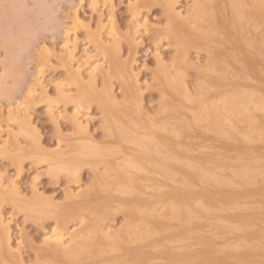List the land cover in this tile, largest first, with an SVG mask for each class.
Returning <instances> with one entry per match:
<instances>
[{"label":"rangeland","instance_id":"rangeland-1","mask_svg":"<svg viewBox=\"0 0 264 264\" xmlns=\"http://www.w3.org/2000/svg\"><path fill=\"white\" fill-rule=\"evenodd\" d=\"M234 1L230 0L229 2L225 0L222 3L221 2L217 3L218 4L217 6L219 7L213 8L214 11L212 8H208L209 10L207 9L205 11L206 13L198 14L192 12V0H147V3L139 8L136 7L137 0H0V237L3 235L2 234L3 231L6 234L8 232V235L6 236L8 238L6 247H7V254L9 253L10 255L9 254L8 255L10 257H12L14 260H16L21 264L22 263L33 264L36 263L35 262L36 260L34 258L35 253L39 252L40 247L49 240H61L63 242V246H67L70 244V242H73L74 239L79 240L82 238L98 235L97 236L98 238L99 236L101 237L99 238V240L106 239V241H109L110 239L116 243L120 242L119 244L122 246L124 243V247H125L127 245V242H129L128 241L130 239L129 236H131L134 239L135 236H138L139 234L146 232L147 228L145 226V222H143L145 220L144 218L146 214L145 215L143 214V216L140 217L141 213L138 212L137 214L134 215L136 217L135 218L134 216L131 217L129 215H125L124 209L126 206H130L131 205L130 202L133 201H134L133 204L140 203L142 199L143 200L141 203H145V202L147 203V201L148 202L151 201V198L154 194L152 193L153 191L151 190L152 188L149 191V189H144L141 188V186H139V188L141 189L128 191L132 193H127L124 191L121 192V194H119V192H115L113 189H110V191H108V189L112 188L113 185L107 183L109 187L102 185V189H101L100 188L101 185H98L99 183L97 181V177L99 176V173L101 175L102 173H104L103 169L105 168L103 167L104 164L99 162L97 156L87 157L89 163L87 162L84 165H82L78 175H74L73 173L71 174V172L67 170L68 168L66 169L64 167V169H66L65 171L64 169H62L63 168L62 166L61 167L54 166L50 159V156H54V155L62 156L70 151V147L75 143V137H76L75 134L76 129L74 127L75 124L83 128L84 135L89 139H93V141L95 142L102 141L101 112L95 102H90V105H88L83 101L77 100L78 93L80 95L81 92L80 89L78 88L79 85H83L90 88L96 93L109 94L115 97L117 101H122L124 98V87H123L122 79H120L118 75L112 74V71L114 69L116 70V68L118 67L121 69H127L130 72V74L132 73L130 76L131 81L133 83L132 86L135 89V92L137 91L136 96L139 95L136 97L137 105L138 106L140 105L139 106L141 108L140 111L143 114L145 113L147 115L146 116L144 114L145 117H151V118L153 117V119L157 122L158 125L162 123L160 125L161 126L160 128L163 129L162 131L166 135L171 134V130L173 129L172 127L173 124H175V126L178 125V129L179 127L181 128L179 129L181 131L178 134L179 137H177V141L179 142L180 148L184 150L185 149L188 150L189 154L191 152L190 156H192L191 157L192 160L193 158L196 161L199 160V162L193 160L194 172H192V174L197 172L196 174L193 175V179H195L196 181L193 179H192L193 181H190V185L192 183L193 184L196 183L197 181L198 182L196 183V187L197 185H199L197 188L195 187V185L194 186L193 184L191 185L192 190L196 193V197L195 200H193V202H195L197 206H195V204L193 203L194 207L198 209L202 208V210L203 209L205 210L206 208L205 211L209 209L208 210L209 212L207 211L208 216L206 220L212 219L210 220L212 221V223L209 222V220L206 223H204V221L206 220H203L200 217H197L200 218L197 219L195 218L196 217L195 216L194 217L195 229L193 232V236L195 235V238H192V240L194 239V241L191 240L194 243H190L191 241L189 240V238H185V237L181 238V241L185 243V247H184L185 250L181 252L177 249H173L172 247H170L172 248L171 251V249L168 246V248H165L162 252H160L157 255L158 258L159 257L160 259L163 257L166 258L167 255H170L172 252L175 254H177L178 252L179 255L178 254L177 255L179 257L180 256L182 257L183 256L182 254L188 251L187 255H189L190 253V257H186L185 259L186 261H191L190 264H198V263L212 264L213 262L214 264H217L219 262L220 264H229V263L230 264H264V231L261 232V230L264 228V216H263L264 206H262L264 205V200H263L264 176L262 175L264 174V167L261 166L264 165L263 162L264 159L262 160L261 158L264 157V151H263L264 150V146H263L264 145V110H263L264 108L262 110L261 107H258L259 108V109L257 108L258 110L255 108V105L257 107L259 106L260 103L261 104L263 103L264 105V101H263L264 60L262 61L263 58L261 56L263 55L264 57V54H262V52L264 53L263 51L264 48L262 47V45L264 44L263 41L264 40V10H263L264 0H249L250 2H248L247 0H237L236 2ZM242 1L244 2V6L243 4H240L243 3ZM233 2L234 4H232ZM260 2L262 3V5L260 4ZM166 4L170 5L173 8L174 13H177L180 15L181 18H185L188 20L189 27L193 29L192 33H188V32L186 33L178 32L177 34L173 33L174 32L173 27L175 28V25H173L174 23H168L167 14L164 11V5ZM246 4L247 6H245ZM251 4L253 5V7ZM234 5L235 7L236 5L238 7L235 8L233 7ZM218 8L219 9L224 8L222 10L224 12H219ZM231 8H233V10ZM252 8L255 10V12H253L254 10H252ZM236 9L239 10L238 13ZM209 11L211 12V14ZM234 11L235 13H233ZM226 13H228V15ZM236 13L239 15L237 16ZM199 15L203 17L200 18ZM196 18L202 20H204L205 18L204 20L205 22H202L201 27L195 26L193 20ZM221 18L224 20H222ZM217 20L221 22H218ZM211 21H213V24H211ZM216 21L219 24H221L220 25L221 27L219 26V24H215L217 23ZM225 21H226V26H225ZM223 26H225L224 29L226 31H224V29L222 28ZM209 28L213 30H210ZM215 28H217L218 34L216 33ZM196 30L197 32H195ZM246 30L249 31L247 32ZM251 30L254 32V34ZM200 32L202 35H200ZM255 32L257 35L255 34ZM232 34H234L237 39L234 38ZM218 35L220 37H216ZM239 36L241 39H239ZM192 37L193 38L196 37L195 40ZM207 37L209 39H207ZM232 38L234 39L232 40ZM251 38L254 40H252ZM178 39H180V41ZM202 40L205 41L203 42ZM258 40H260V42L262 43L259 44ZM233 41L235 42L231 44V42ZM240 41L242 43L239 45ZM245 41L249 46H247ZM183 42H185V44L187 45H184ZM211 42L213 43L212 45L210 44ZM235 43L236 46H234ZM215 44L217 45V47ZM242 44L244 45V48H242L243 47ZM201 46H203V48ZM256 46H259L260 48ZM208 47L210 48V50L209 49L207 50ZM229 47H232L233 49L232 48L229 49ZM248 47L249 49H247ZM250 47L252 48V50L254 49L255 51L254 50L252 51ZM260 50L261 52H259ZM213 52L214 53L216 52L214 57L215 58L217 57L219 60H221V62L219 61L218 63L219 65H216L215 67H213L209 63L207 64V61L210 62L209 58H212ZM247 53L249 57H247L248 56ZM238 54L240 56H238ZM227 58H229V61L227 60ZM232 59L236 64H234ZM240 59L243 61H241ZM247 59L248 61H250V63L247 61ZM244 61L245 64L247 62L248 63L245 65ZM261 61L262 63H260ZM222 64H225L228 67V74L231 76V78H229L230 76L227 77V80L230 81L227 82L224 81L225 83L219 81L220 79L218 78V75H216L219 74V68L222 67ZM206 65H208L210 68L212 67V69L211 70L208 69L209 67ZM244 66L247 68H245ZM261 66L263 67L261 68ZM243 67L245 68L244 71L242 70L244 69ZM251 68L254 70H251ZM246 71H248L249 74ZM164 73H166V75H168L170 79L173 80V83L171 82V84L166 82L167 84H169L168 86L167 84L164 83L162 84V82H165V80H163ZM243 74L246 77H244ZM255 74L257 75V77L255 76ZM259 75L260 77L262 76L263 77L259 78L258 77ZM216 77L218 79H216ZM161 78L162 81L160 80ZM241 78H243L242 82H241ZM234 80L236 81L239 80V81L236 82ZM251 80L255 83H253ZM236 83L238 84L236 85ZM174 86L176 87V90H173ZM208 86H210L211 88ZM235 86H238L237 87L238 89L242 88V90L235 89L236 88ZM204 87L210 89L207 90ZM250 87L251 89L254 88L255 91L254 90L251 91ZM225 88L226 90H228L226 93H224ZM245 88L248 90L246 91ZM213 90L217 92H214ZM229 90L233 91V93L230 92ZM179 91L182 94L179 93ZM204 91H206L207 93ZM229 92L231 93V95H228L230 94ZM236 92L238 93L241 92L243 94H241L240 96V94ZM254 92L255 94H257V96H255ZM203 93L205 94L203 95ZM61 94H63L65 99L61 97L62 96ZM216 94H221L222 96L218 95L219 98H216ZM225 95H227L228 97L233 96L234 98L230 97L232 98L230 100V98L226 97ZM175 97L177 99L179 98L181 103L179 102V100L177 101ZM201 97H202L201 100L203 102L200 100ZM251 97L255 99L253 100ZM245 98L247 99V103L244 100ZM260 98H262L263 102L261 101ZM240 99L243 100L245 103ZM248 99L250 100V102ZM211 100L213 101V103ZM185 101L187 102L185 103ZM219 101L222 103V105H220L221 103L218 104ZM226 101H227L226 104L229 105V106L227 105L228 106L227 108L225 107L226 104H224ZM239 102L244 104H240ZM253 102L254 105L252 104ZM255 102H257L258 104ZM183 104L185 107L183 106ZM239 104L242 105V107H246L247 104H249L250 105L248 107L249 110H247V107L241 108ZM163 105H165V108ZM207 105H209L210 107H208ZM221 106L222 108L217 109V107H221ZM166 107H169V110ZM229 107L231 109H229ZM238 107L240 108V110L235 109ZM204 108L207 109L204 110ZM234 109L237 111H235ZM212 110L214 113L212 112ZM218 110L222 114V116L220 115L218 116L219 121L215 119L217 117L216 114L217 115L218 113L220 114ZM260 110L263 111V113H261ZM187 111L190 114H188ZM216 111L217 113L215 114ZM254 111L257 114L254 113ZM185 112H187V114ZM160 113H164V114L160 115ZM259 113L261 114L260 116ZM194 115L195 118H192L194 117ZM213 115L216 116L214 119H212L214 117ZM202 116L205 119H203ZM190 117L194 119V121ZM259 118L261 120H259ZM169 120L170 123H168ZM212 120L213 121L215 120L218 123L215 122L216 124H213L214 122ZM223 120L225 125L224 123H222ZM187 121L189 125L186 123ZM219 122L220 124L221 123L223 124L222 126L223 130L226 128V134L229 133L228 135L225 134L224 132L225 130L223 131L221 129L220 132L221 125L217 126ZM194 124H196V126ZM167 128L170 129L167 130ZM198 128L202 130H199ZM217 131L219 133H222L223 131V133L221 134L222 136L219 135ZM204 132L206 133V135L204 134ZM231 132H233L234 135ZM33 137L34 138L36 137L38 139L37 140L35 138L38 143L37 148L36 147L31 148L29 146L30 142H32ZM207 137L210 140H208ZM228 138H229V143H228ZM248 139L250 141H248ZM245 140H247L248 144L246 143ZM207 141L210 144L206 143ZM183 142H185L186 144ZM231 142L232 144H230ZM240 142L243 145H241ZM235 145H237L236 148L234 147ZM241 146L244 147V149ZM197 147L198 149H200V151L199 150L195 151ZM253 147H255L254 150ZM233 148H235V150H239V149L240 150L235 153L233 152L234 151ZM37 149L40 151H37ZM211 149H213L214 151ZM246 149L247 150L251 149V150L247 151ZM205 150L207 152H205ZM245 150L246 152H244ZM252 150L254 151L255 154L251 152ZM59 151L60 153H57ZM201 151L203 154L201 153ZM218 152L220 154H218ZM229 152L231 154H228ZM52 153L54 155H52ZM207 153L208 154L210 153L209 156ZM225 153H227V155ZM33 154H34V158H33ZM204 154L206 155L203 160ZM245 154H248V156H246ZM222 155L225 157V161L226 160L229 161L228 163L224 161L223 159L224 157L220 158ZM231 155H235V156H233L232 158ZM237 155L238 156L240 155L239 158ZM242 156L243 158L245 157L246 159L240 158ZM214 157L215 158L217 157L216 158L217 160ZM247 158L252 160H247ZM253 158H255V161L253 160ZM90 159L92 160V164ZM206 159L209 161H207ZM205 160L206 162H204ZM214 160L217 161V163ZM48 161L51 162L48 164ZM219 161H224L226 164H224V162L221 163ZM95 162H97L96 164L98 166L94 165ZM249 163L252 164L253 166L252 165L250 166ZM89 164H91L92 166L91 165L89 166ZM206 164L207 167L205 166ZM208 164L211 169H209ZM246 165L249 166V169L247 168L248 166ZM238 166H240L241 168L243 167L246 168L245 169L246 171L243 170L244 168L238 169L240 168ZM50 167H52V169H50ZM96 167L97 169H95ZM203 167L206 170H204ZM58 168H60L62 171L59 170ZM213 168H217V170H221V171L217 172L216 169ZM226 168L227 169L230 168V170L229 169L227 170ZM257 168L260 170H258ZM196 169H198L199 172L195 171ZM64 171L67 172L68 175ZM230 171L232 174L230 173ZM236 171H238L239 173H236ZM250 171H252L253 174H251L252 172ZM201 172H203L202 175ZM234 172L236 174H234ZM246 172H248L247 173L248 177L247 175H245ZM204 173L205 174L207 173L206 175H209V177L206 176ZM225 173L227 174V176ZM92 175L93 176L95 175V177H93ZM196 175L198 176V178ZM211 175L214 176L211 177L212 180L216 178L215 181H212L210 179ZM236 175L238 176L236 177ZM244 175L246 177H244ZM260 177L262 178V180H260L261 179ZM241 178L245 180V182L241 181L242 180ZM197 179H199L200 181ZM206 179L207 180L209 179L208 181L210 180L211 181L208 182ZM94 180H96L97 182L96 185L95 183L93 185L91 184V182L93 183ZM219 180L220 182H218ZM222 180H224L223 184H221ZM236 181L239 182V186H238V182ZM199 182H201V185L199 184ZM229 182L231 183L230 185H228ZM259 182L261 183L259 184ZM217 183L219 184V186ZM247 183H250L251 185L250 184L248 185ZM220 184L221 186L224 187H221ZM225 184H227L230 187L226 186ZM232 184H234L233 186L235 188L232 186ZM231 187L232 189L229 190V188ZM87 188L89 189L92 188V189L89 190L90 191L89 192ZM103 188L106 191H104ZM212 190L214 191L211 194ZM224 190H228V191H224ZM82 191H84L85 194ZM144 191L145 193L150 192L149 194H152V196L151 195L149 196V194L145 195ZM215 191L216 193H214ZM218 191L220 194L219 193L217 194ZM231 191L233 192L230 193ZM79 192H82L80 193L81 195L79 194ZM243 192H245L246 196H244L245 194ZM262 192L263 194L261 195ZM96 193H99L97 194L99 196V199L96 197L97 196L95 195ZM114 193H118L117 194L118 196H116V194ZM88 194L91 196H88ZM239 194L240 196H238ZM253 194L255 197L252 196ZM74 195L76 196L74 197ZM242 195L244 197H242ZM257 195H259V197ZM85 196H87L86 197L87 199L85 198ZM223 196L228 197L229 199ZM260 196L262 197L260 198ZM199 197H201V199ZM246 197H248V199H246ZM251 197L252 198L254 197L253 200ZM107 198L112 199L113 202L108 200ZM147 198L149 200H147ZM218 198L224 200H218ZM255 198L257 199L259 198V200ZM90 199H92L93 201ZM103 199H107L108 202L107 200H103ZM132 199L134 200L132 201ZM162 199H164V197ZM225 199L227 200V202ZM79 200L81 201L78 202ZM117 200L118 202H116ZM198 200H202L199 201L201 204L197 203ZM74 201L78 203L75 204ZM126 201L130 204H128ZM207 201L210 202L212 206H209L210 203H208ZM224 201L226 204H224ZM242 201L244 203L248 202L247 206H249L248 207L249 210L247 209L246 206L247 203L242 204L241 203ZM236 202L242 204L241 206L246 207L248 211L245 208L240 207V205H238V203ZM254 202L256 203L258 202L259 204L258 203L254 204ZM102 203L103 205L101 206ZM115 203L116 205H114ZM212 203H214V205ZM249 203H252V206ZM165 205H168L170 207ZM219 205L220 206L223 205V206L220 207ZM86 206L88 207L84 209V207ZM172 206L173 204L171 203L170 198L165 196V199L156 207L157 208V211H155V214H157L156 216L159 217L160 215L162 221L169 219L171 216L168 214H171L173 208ZM224 206L225 209L228 206L227 209L229 208L230 210L228 209L229 211H227V209L226 210L222 209ZM122 207H124L123 209L124 211L121 209ZM234 207L236 208L234 209ZM91 208H94L93 211L96 209L94 211L96 214L93 211H91ZM219 209L222 210L220 211ZM243 209L244 211H242ZM259 210L261 211V213ZM252 212H256V213H253L254 214L253 215ZM164 213H166L165 216L163 215ZM245 213H250V214L248 215ZM105 215L107 216L105 217ZM161 215L164 216L163 217L164 220ZM245 215H247L246 218ZM90 216L91 218H88ZM228 217L231 218L230 221ZM102 218L104 219L100 220ZM256 218L257 220H255ZM258 218H262L263 221L262 219L259 220ZM137 219H139L142 222L140 223L139 220ZM217 219L219 220L224 219V220L217 221ZM253 220H255L256 222L254 223ZM94 221L97 223H95ZM134 221H136V223ZM223 221L224 223H222ZM93 222L97 227L93 225ZM213 222L218 226L220 225L219 227L221 226L225 227L226 225L229 226L227 227V229L226 227L218 228V226L215 225ZM231 222H233L232 225H234L235 228L237 227L236 229L234 228L233 231H231L233 228H230L232 227ZM240 223L242 224L249 223L253 225L252 228L255 227L254 229L257 230L260 229L258 231L259 234L261 233L259 235L260 238L257 239L258 238V232L256 233L257 230H254L255 231L254 232L251 226H249L248 224H246L248 226L247 227L245 224L242 225ZM199 225L201 226V228L205 230H202ZM243 226L246 229H244ZM258 226L260 228H258ZM93 228L96 229L93 230ZM212 228H214V230H212ZM247 228H249L250 230H248ZM228 229L230 231H228ZM243 229L247 230L248 232L243 233ZM197 231L199 234L197 233ZM205 231L208 232L214 231L217 234L215 233L208 234V232L206 233ZM123 232L126 233V234L124 233L126 236H121L123 235ZM252 232H254L253 235ZM105 233L106 235L107 234L110 235H108L107 237ZM200 233H202V235ZM203 235L206 237L204 238ZM208 235L210 236L207 237ZM238 235L242 236V238ZM114 236L116 238L117 237L119 238L120 236L119 238L120 241L118 240V238L114 239L115 238ZM212 236H215L217 240L215 239V237ZM220 236H222L223 238ZM224 236L229 238L227 239ZM127 237L128 240L126 239ZM249 237H253V239L252 238L249 239ZM201 239H203L205 243ZM242 239H245L246 241L244 240L243 242ZM240 240L242 241V243ZM249 240L250 241L253 240V241L250 242ZM196 241L197 244L199 242L201 247L196 244ZM221 241H223V243ZM208 242L210 244H208ZM213 242L215 243V246H212V244L214 245ZM201 243H204L206 247L205 246L203 247V244ZM207 244L210 247H207ZM221 244L224 245V247H222ZM103 246L105 247V245ZM103 246L102 249L104 251L99 252L100 254H97V256H95L94 259L97 258L96 261L98 262H101V260L103 259H104L103 261L114 260L113 259L114 256H112L111 253L115 252L113 250H116L117 248L115 249V247L106 245L104 249ZM218 246H220V248ZM198 247H200V249ZM233 247L236 250L235 252H237L238 254H236L235 252L232 253V251H234ZM246 247L248 249H246ZM108 249H110L109 251H111L110 254ZM193 249L195 250V254H197L198 257H196V255L193 256L194 255ZM199 250H203V252L202 251L199 252ZM218 250L220 251L223 250L224 253L226 252V254H224L223 252L219 253ZM205 251H207L208 253H206ZM211 251L214 253H212ZM216 251H218L217 254ZM164 252L165 253L167 252L168 254L166 253L167 254L166 255L164 254ZM201 252L203 254L205 252V254L202 255ZM116 253L115 254L118 256L119 255L118 252ZM245 253H247L248 257L246 256ZM163 254L166 256H164ZM228 254L231 255L230 258L228 257L229 256ZM106 255L107 256L111 255V256H109L108 258ZM128 256H129L128 254H125L123 258H127L128 260L130 259V257ZM212 256L216 257L217 259L211 258ZM221 256L223 258V261ZM252 256L254 257L252 258ZM203 258L207 260H203ZM199 259H202V261L200 260L198 262ZM225 259L227 261H225ZM237 259L240 260L238 261ZM209 260L210 261L212 260L211 261L212 263L208 262ZM235 260L239 263L234 262ZM115 261H117L118 263L120 260L115 259Z\"/></svg>","mask_w":264,"mask_h":264},{"label":"bare ground","instance_id":"bare-ground-1","mask_svg":"<svg viewBox=\"0 0 264 264\" xmlns=\"http://www.w3.org/2000/svg\"><path fill=\"white\" fill-rule=\"evenodd\" d=\"M223 1H225V0H223ZM222 0H192V12H195V13H198V14H200V13H206L205 11L208 9V8H215V7H219V6H217L218 4L217 3H222L223 2ZM227 1H229L230 2V0H227ZM234 1V0H233ZM237 1V0H236ZM236 1H234V2H236ZM248 2H250L249 0H247ZM234 2L232 3V4H234ZM243 2V1H242ZM147 3V0H137V4H136V7H141V6H143V5H145ZM224 3H226V2H224ZM246 3V2H245ZM229 4V3H228ZM231 4V3H230ZM239 4V3H238ZM240 4H243V6H244V2L243 3H240ZM250 4V3H249ZM260 4L262 5V3L260 2ZM149 5V4H148ZM220 5V4H219ZM227 5V4H226ZM252 5V4H251ZM223 6V5H222ZM231 6V5H230ZM245 6H247V4L245 5ZM227 7V6H226ZM233 7H235V5L233 6ZM236 7H238L237 5H236ZM235 7V8H236ZM252 7H253V5H252ZM264 7V6H263ZM245 8V7H244ZM248 8V7H247ZM255 8V7H254ZM219 9V8H218ZM224 8H220L219 9V12H224V11H222ZM232 10H233V8H231ZM238 9V8H237ZM236 9V10H237ZM209 10V9H208ZM211 10V9H210ZM228 10H229V8H228ZM235 10V11H236ZM239 10H240V7H239ZM239 10H237V13L239 12ZM252 10H254L253 8H252ZM264 10V9H263ZM164 11H165V13L167 14V19H168V23H174L173 25H175V28L173 27V30H174V32L173 33H178V32H180V33H186V32H188V33H192V31H193V29L191 28V27H189V22H188V20L187 19H185V18H181L180 17V15L179 14H177V13H174L173 12V8L170 6V5H164ZM213 11H214V9H213ZM217 11V10H216ZM235 11L233 12V13H235ZM261 11H262V9H261ZM210 12V11H209ZM242 12V11H241ZM253 12H255V10L253 11ZM217 13V12H216ZM231 13V12H230ZM229 13V14H230ZM236 13V14H237ZM194 14V13H193ZM209 14V13H208ZM208 14H207V16H208ZM210 14H211V12H210ZM219 14V13H218ZM227 15H228V13H226ZM252 14V13H251ZM259 14V13H258ZM223 15H224V13H223ZM235 15V14H234ZM239 14H237V16H238ZM236 16V17H237ZM199 17L200 18H202L200 15H199ZM217 17V16H216ZM234 17V16H233ZM210 18V17H209ZM208 18V19H209ZM218 18V17H217ZM220 18V17H219ZM225 18V17H224ZM214 19V18H213ZM222 19V18H221ZM255 19V18H254ZM204 20H205V18H204ZM204 20H202V19H194L193 21H194V23H195V26L197 27H201V24H202V22H205ZM212 20V19H211ZM222 20H224V19H222ZM214 21V20H213ZM213 21H211V24H213ZM218 21V20H217ZM216 21V22H217ZM262 21V20H261ZM209 22V21H208ZM218 22H221V21H218ZM215 23V24H219V23ZM222 24H223V22H222ZM221 24H219V26H220ZM207 26V25H206ZM209 26H210V24H209ZM213 26V25H212ZM217 26V25H216ZM225 26H226V21H225ZM225 26H223L222 28L224 29V27ZM263 26V25H262ZM195 27V28H196ZM221 27V26H220ZM208 28V27H207ZM206 28V29H207ZM217 28H219V27H217ZM217 28H215V31H216V33L218 34V32H217ZM221 28V29H222ZM200 29V28H199ZM202 29V28H201ZM210 30H213V29H211V28H209ZM188 30H190V31H188ZM220 30V29H219ZM218 30V31H219ZM200 31V30H199ZM224 31H226L225 29H224ZM247 32L249 31V30H246ZM252 31V30H251ZM255 31V30H254ZM195 32H197V30L195 31ZM253 32V31H252ZM251 32V33H252ZM179 33V34H180ZM222 33V32H221ZM220 33V34H221ZM238 33V32H237ZM240 33V32H239ZM197 34V33H196ZM195 34V35H196ZM203 34H206V33H203ZM231 34V33H230ZM249 34V33H248ZM253 34H254V32H253ZM255 34H256V32H255ZM186 35V34H185ZM200 35H202L201 34V32H200ZM225 35H226V33H225ZM233 36H234V38H236V36L234 35V34H232ZM240 35V34H239ZM257 35V34H256ZM251 36V35H250ZM253 36V35H252ZM180 37V36H179ZM216 37H220L219 35L218 36H216ZM183 38V37H182ZM185 38V37H184ZM193 38V37H192ZM196 38V37H195ZM195 38H193L194 40H195ZM225 38V37H224ZM234 38H232V40L234 39ZM253 38V37H252ZM251 38V39H252ZM199 39V38H198ZM205 39V38H204ZM207 39H209L208 37H207ZM231 39V38H230ZM237 39V38H236ZM239 39H241L240 38V36H239ZM250 39V40H251ZM179 41H180V39H178ZM229 40V39H228ZM242 40H243V38H242ZM252 40H254V39H252ZM203 41V40H202ZM205 41V40H204ZM203 41V42H204ZM219 41V40H218ZM264 41V40H263ZM200 42V41H199ZM235 41H233V42H231V44L232 43H234ZM239 42V41H238ZM237 42V43H238ZM243 42H244V40H243ZM252 42V41H251ZM258 42H259V44L260 43H262V42H260V40H258ZM184 43V45H187V44H185V42H183ZM201 43V42H200ZM230 43V42H229ZM242 42L240 41V43H239V45L241 44ZM245 43L247 44V42L245 41ZM205 44V43H204ZM208 44V43H207ZM211 45L213 44L212 42L210 43ZM251 44V43H250ZM191 45H194V44H191ZM206 45V44H205ZM216 45V44H215ZM234 45V44H233ZM238 45V46H239ZM258 45V44H257ZM228 46V45H227ZM234 46H236V43H235V45ZM234 46H232V47H234ZM243 46V47H242ZM242 46H240V47H242V48H244V45L242 44ZM247 46H249L248 44H247ZM246 46V47H247ZM260 46V45H259ZM259 46H256V47H258V48H260ZM200 47V46H199ZM202 48H203V46H201ZM216 47H217V45H216ZM219 47V46H218ZM232 47H229V49L230 48H232ZM245 47V48H246ZM253 47H255V46H253ZM262 47L264 48V44L262 45ZM205 49V48H204ZM210 50V48L208 47L207 48V50ZM215 49V48H214ZM222 49V48H221ZM233 49V48H232ZM237 49H238V47H237ZM241 49V48H240ZM247 49H249V47L247 48ZM250 49L252 50V48L250 47ZM223 50V49H222ZM235 50V49H234ZM246 50V49H245ZM245 50H243V51H245ZM254 50V49H253ZM252 50V51H253ZM241 51V50H240ZM242 51V52H243ZM255 51V50H254ZM258 51V50H257ZM264 51V50H263ZM209 52V51H208ZM225 52V51H224ZM228 52V51H227ZM241 52V53H242ZM250 52V51H249ZM259 52H261V50L259 51ZM212 53V52H211ZM210 53V54H211ZM216 53V52H215ZM215 53L213 52V54H212V58H209L210 59V62H208L207 61V64L209 63L210 65H212L213 67H215L216 65H219L218 63H219V61L221 62V60H219L217 57L215 58L214 56H215ZM209 54V53H208ZM235 54H237V53H235ZM239 54H240V52H239ZM238 54V56H240ZM262 54H264L263 52H262ZM233 55V54H232ZM247 55H248V53H247ZM226 56V55H225ZM243 56V55H242ZM241 56V57H242ZM260 56V55H259ZM262 56V61L264 60V57H263V55H261ZM221 57H222V55H221ZM224 57V56H223ZM247 57H249V55L247 56ZM251 57H253V56H251ZM244 58H245V56H244ZM243 58V59H244ZM255 58H256V55H255ZM208 59V58H207ZM208 59V60H209ZM222 59H225V58H222ZM252 59V58H251ZM227 60L229 61V58H227ZM241 60V59H240ZM259 60V59H258ZM223 61V60H222ZM231 61V60H230ZM232 61L234 62V60L232 59ZM241 61H243V60H241ZM247 61H248V59H247ZM262 61L260 62V63H262ZM227 62V61H226ZM238 62H239V60H238ZM249 63H250V61H248ZM247 62V63H248ZM254 62V61H253ZM256 62V61H255ZM259 62V61H258ZM257 62V63H258ZM243 63V62H242ZM246 63V64H247ZM234 64H236L235 62H234ZM233 64V65H234ZM244 64H245V61H244ZM243 64V65H244ZM245 64V65H246ZM254 64V63H253ZM256 64V63H255ZM258 65V64H257ZM206 66H208V65H206ZM242 66V65H241ZM209 67V66H208ZM245 67V66H244ZM243 67V68H244ZM263 66H261V68H262ZM206 68V67H205ZM204 68V69H205ZM239 68V67H238ZM245 68H247V67H245ZM245 68L244 69H242L243 71L245 70ZM249 68H250V66H249ZM249 68H248V70H249ZM255 68H256V66H255ZM203 69V70H204ZM208 69H212V67L210 68H208ZM115 70V69H114ZM112 71V74H115V75H118V77L120 78V79H122V82H123V87H124V98H123V100L122 101H117L116 99H115V97H113V96H111V95H109V94H105V93H96V92H94L93 90H91L90 88H88V87H86V86H83V85H79V88L78 89H80V95H79V93H78V97H77V100H79V101H83L84 103H87L88 105H90V102H95L96 104H97V106H98V108H99V110H100V112H101V129H102V141H100V142H95V141H93V139H89L88 137H86L85 135H84V131H83V128H81V127H79V125H77V124H75L74 125V127H75V129H76V137H75V143L70 147V151L69 152H67V154H65V155H54L53 153H52V155H54V156H50V159H51V161H52V163H53V165L54 166H57V167H63L62 169H64V167L67 169V170H69V172H71V174L73 173L74 175H78V173H79V170L81 169V167H82V165H84L85 163H87L88 162V159H87V157H92V156H97L98 157V160H99V162H101V163H103L104 164V168L105 169H103L104 171V173H102V175L99 173V176L97 177V181H98V185H101V189H102V185H104V186H108V184L107 183H109V184H111V185H113V187L112 188H109L108 189V191H110V189H113L115 192H119V194H121V192H127V193H132V192H128V191H133V190H136V189H141V188H144V189H149V191H150V189L151 190H153L152 191V193H154L153 194V196H152V194H149V193H145V191H144V194L146 195V194H149V196L151 195L152 196V198H151V201H147V203L145 202V203H141L142 202V200H141V202L140 203H138V204H133V200L135 199V197H134V199H132V201L133 202H130L131 203V205L130 206H126L125 207V209H124V207H122L121 209L123 210H125V212H124V214L125 215H129V216H134L135 214H137L138 212H140L141 213V216L140 217H142L143 216V214L145 215L146 214V216H145V220L143 221V222H145V226H146V228H147V230H146V232H144V233H142V234H139L138 236H135V238L133 239L131 236H129L130 237V239L128 240V237L126 238L129 242H127V245L124 247V243H123V246L122 245H120L119 243V241H120V236H119V238H118V242L119 243H116V242H114L113 240H110L109 239V241H106V239H100L99 240V238H101L100 236H99V238L97 237V236H90V237H87V238H82V239H79V240H76V239H74V241L73 242H70V244L69 245H67V246H63V242L61 241V240H49V241H47V242H45L41 247H40V251L39 252H36L35 253V262L36 263H33V264H190L191 263V261H186V257H190V253H189V255H187V252H185V253H181L183 250H185V243L183 242V241H181V238H189V240L191 241L192 240V238H195V235L193 236V232H194V229H195V223H194V217L195 218H197V217H200L201 219H203V220H206V218H207V216H208V213H207V211L209 210L208 208V210L207 211H205L206 210V208H205V210L203 209L202 210V208L201 209H198V208H195L194 207V204H195V202H193V200H195V197H196V193L192 190V184L190 185V181H193V180H195V179H193V175L194 174H196V173H194V174H192V172H194L193 170H194V166H193V164H194V162H193V160L194 161H196L194 158H193V160H192V156H190V154H191V152H190V154L188 153V150H184V149H182V148H180V146H179V142L177 141V137H179V133L181 132L179 129H181L180 127H179V129H178V125L177 126H175V124H173V129L171 130V134L170 135H166V134H164L163 133V129H161L160 127V125L162 124H160V125H158L157 124V122L153 119V117L151 118V117H145V115L140 111V105L138 106L137 105V99H136V97L137 96H139V95H137L136 96V94H137V91L135 92V89L133 88V86H132V81H131V78H130V76H131V74H130V72L127 70V69H121V68H116V70L115 71ZM202 70V71H203ZM230 70V69H229ZM236 70V69H235ZM251 70H254V69H252L251 68ZM260 70V69H259ZM131 71V70H130ZM201 71V72H202ZM205 72H206V70H205ZM204 72V73H205ZM208 72V71H207ZM211 72V71H210ZM236 72H238V71H236ZM248 74H249V72L248 71H246ZM256 72V71H255ZM261 72V71H260ZM216 73V72H215ZM242 73V72H241ZM206 74V73H205ZM214 74V73H213ZM239 74V73H238ZM247 74V75H248ZM254 74V73H253ZM258 74H259V72H258ZM262 74V73H261ZM260 74V75H261ZM207 75V74H206ZM215 75V74H214ZM216 75H218V78L220 79L219 81H222L223 83H225V82H227V81H230V80H227V77L228 76H230L229 74H228V67L225 65V64H222V67L221 68H219V74H216ZM260 75L258 76L259 78H262V77H260ZM203 76V75H202ZM210 76V75H209ZM243 76H244V74H243ZM254 76V75H253ZM255 76L257 77V75L255 74ZM213 77V76H212ZM215 77V76H214ZM238 77V76H237ZM236 77V78H237ZM240 77H242V76H240ZM244 77H246V76H244ZM256 77H255V79H256ZM211 78V77H210ZM217 77H216V79H218ZM229 78H231V76L229 77ZM235 78V79H236ZM253 78V77H252ZM203 79V78H202ZM238 79V78H237ZM242 79L243 78H241V82H242ZM245 79V78H244ZM250 79V78H249ZM161 81H162V78L160 79ZM163 80H165V82H162V84L164 83V84H167V83H170L171 84V82L173 83V80L172 79H170V77L168 76V75H166V73H164V79ZM208 80V79H207ZM233 80V79H232ZM258 80V79H257ZM261 80V79H260ZM264 80V79H263ZM216 81V80H215ZM225 81V82H224ZM234 81H236V80H234ZM239 81V80H238ZM238 81H236V82H238ZM246 81V80H245ZM248 81V80H247ZM252 81V80H251ZM259 81V80H258ZM167 82V83H166ZM203 82V81H202ZM201 82V83H202ZM232 82V81H231ZM250 82V81H249ZM253 82V81H252ZM257 82V81H256ZM260 82V81H259ZM204 83V82H203ZM202 83V84H203ZM217 83V82H216ZM233 83V82H232ZM253 83H255V82H253ZM227 84H230V83H227ZM238 83H236V85H237ZM244 84V83H243ZM169 84H167V86H168ZM174 85V84H173ZM232 85V84H231ZM230 85V86H231ZM234 85V84H233ZM242 85V84H241ZM248 85H249V83H248ZM259 85V84H258ZM261 85V84H260ZM264 85V84H263ZM135 86V85H134ZM166 86V85H165ZM207 86V85H206ZM238 86H240V85H238ZM238 86H235L236 88L235 89H238L237 87ZM208 87H210V86H208ZM225 87V86H224ZM246 87V86H245ZM251 87H252V85H251ZM251 87H250V89H251ZM162 88V87H161ZM175 88V89H174ZM174 88H173V90H176V87L174 86ZM205 89H207V87H204ZM211 88V87H210ZM210 88H208L207 90H209ZM167 89H168V87H167ZM171 89V88H170ZM204 89V90H205ZM228 89H229V86H228ZM162 90V89H161ZM206 90V91H207ZM238 90H242V88H239ZM245 90L247 91L248 89H246L245 88ZM254 90V88L253 89H251V91H253ZM169 91H171V90H169ZM168 91V92H169ZM178 91V90H177ZM206 91H204V92H206ZM214 91V90H213ZM224 91V90H223ZM222 91V92H223ZM228 90H226V88H225V92L224 93H226ZM230 92H232L233 93V91H231V90H229ZM237 91V90H236ZM245 91V92H246ZM250 91V90H249ZM255 91V90H254ZM166 92V91H165ZM214 92H217V91H214ZM229 92V93H230ZM259 92V91H258ZM62 93V92H61ZM170 93H172V92H170ZM179 93H181L180 91H179ZM207 93V92H206ZM212 93V92H211ZM235 93V92H234ZM236 93H238V92H236ZM250 93V92H249ZM257 93V92H256ZM263 93V92H262ZM164 94V93H163ZM182 94V93H181ZM205 93H203V95H204ZM238 94H240V96H241V94H243V93H238ZM245 94H247V93H245ZM254 94H255V92H254ZM260 94V93H259ZM62 96V98L63 99H65L64 98V96H63V94H61ZM172 95V94H171ZM177 95H178V93H177ZM218 95L220 96L221 94H216V98H219L218 97ZM228 95H231V93L230 94H228ZM249 95V94H248ZM247 95V96H248ZM251 95V94H250ZM262 95V94H261ZM167 96V95H166ZM180 96V95H179ZM184 96V95H183ZM210 96V95H209ZM222 96V95H221ZM226 97H228L227 95H225ZM224 96V97H225ZM235 96V95H234ZM239 96V95H238ZM255 96H257V94H255ZM263 96V95H262ZM76 97V96H75ZM165 97V96H164ZM168 97V96H167ZM173 97V96H172ZM176 97H178V96H176ZM175 97V99H177ZM181 97V96H180ZM207 97V96H206ZM225 97V98H226ZM230 97H233V96H229L228 98H230ZM237 97V96H236ZM236 97H235V99H236ZM243 97V96H242ZM246 97V96H245ZM182 98V97H181ZM205 98V97H204ZM223 98V97H222ZM234 98V97H233ZM240 98V97H239ZM249 98H250V96H249ZM252 98V97H251ZM202 99V97L200 98V100ZM209 99V98H208ZM213 99V98H212ZM224 99V98H223ZM222 99V100H223ZM227 99V98H226ZM232 98H230V100H231ZM253 100L255 99V98H252ZM251 99V100H252ZM261 99V101H262V98H260ZM169 100V99H168ZM179 100V98L177 99V101ZM184 100H185V98H184ZM199 100V101H200ZM241 100V99H240ZM245 101H246V103H247V99L245 98L244 99ZM249 100V99H248ZM171 101V100H170ZM202 101V100H201ZM212 101V100H211ZM221 101V100H220ZM219 101V103L218 104H220L221 102ZM225 101V100H224ZM239 101V100H238ZM241 101H243V100H241ZM256 101V100H255ZM263 101H264V99H263ZM262 101V102H263ZM179 102H180V100H179ZM184 102V101H183ZM187 101H185V103H186ZM192 102V101H191ZM190 102V103H191ZM194 102V101H193ZM203 102V101H202ZM208 102V101H207ZM215 102H216V100H215ZM244 102V101H243ZM249 102H250V100H249ZM139 103V102H138ZM176 103V102H175ZM181 103V102H180ZM189 103V102H188ZM209 103V102H208ZM208 103H206V104H208ZM212 103H213V101H212ZM227 103V101L224 103V104H226ZM231 103V102H230ZM236 103V102H235ZM240 104H244V103H241V102H239ZM255 103H257V102H255ZM260 103V102H259ZM168 104V103H167ZM193 104V103H192ZM217 104V103H216ZM234 104V103H233ZM239 104V105H240ZM253 105H254V102L252 103ZM258 104V103H257ZM165 105H166V103H165ZM165 105H163L164 106V108H165ZM175 105V104H174ZM188 105V104H187ZM196 105V104H195ZM210 105V104H209ZM209 105H207L208 107H210ZM220 105H222V103L220 104ZM228 104H226L225 105V107L227 108L228 106H227ZM183 106H184V104H183ZM192 106V105H191ZM191 106H189V107H191ZM194 106V105H193ZM198 106V105H197ZM196 106V107H197ZM206 106V105H205ZM216 106V105H215ZM241 106V108H246L247 107V110H249L248 109V107L250 106L249 104H247V106L246 107H242V105H240ZM239 106V107H240ZM244 106V105H243ZM173 107V106H172ZM179 107H180V105H179ZM185 107V106H184ZM186 107H188V106H186ZM213 107V106H212ZM211 107V108H212ZM230 107H231V105H230ZM229 107V109H231ZM234 107V106H233ZM236 107V106H235ZM235 108V109H239L240 110V108ZM254 107V106H253ZM258 107H261V110L264 108V105H263V103L261 104H259V106H257L256 107V105H255V108L257 109ZM168 110H169V107H166ZM220 109V108H222V106L221 107H217V109ZM254 108V109H255ZM172 109H174V108H172ZM180 109V108H179ZM178 109V110H179ZM185 109V108H184ZM205 109H207V108H204V110ZM224 109V108H223ZM234 109V110H235ZM259 109V108H258ZM257 109V110H258ZM182 110V109H181ZM210 110V109H209ZM215 110H216V108H215ZM246 110V109H245ZM260 110V111H261ZM264 110V109H263ZM207 111V110H206ZM219 111V110H218ZM230 111V110H229ZM235 111H237V110H235ZM259 111V112H260ZM182 112H184V111H182ZM188 112V111H187ZM187 112H185L186 114H187ZM198 112V111H197ZM196 112V113H197ZM212 112H213V110H212ZM220 112V111H219ZM258 112V111H257ZM206 113V112H205ZM214 113V112H213ZM217 113V111L215 112V114ZM249 113V112H248ZM254 113H256L255 111H254ZM261 113H263V111H261ZM161 114H164V113H160V115ZM173 114V113H172ZM175 114V113H174ZM188 114H190L189 112H188ZM257 114V113H256ZM176 115V114H175ZM205 115V114H204ZM212 115V114H211ZM222 116V114H221V112H220V114L218 113V115L216 114V116L215 115H213L214 117L212 118V119H214L215 117V119H217L218 120V116ZM248 115H250V114H248ZM254 115V114H253ZM261 114L259 113V116H260ZM147 116V115H146ZM157 116V115H156ZM186 116V115H185ZM201 116V115H200ZM208 116V115H207ZM257 116V115H256ZM263 116V115H262ZM192 117V116H191ZM190 117V118H191ZM203 117V116H202ZM211 117V116H210ZM192 118H195V115H194V117H192ZM191 118V119H192ZM203 119H205L204 117H203ZM203 119H201V120H203ZM207 119V118H206ZM224 119V118H223ZM163 120V119H162ZM181 120V119H180ZM193 121H194V119H192ZM210 120V119H209ZM221 120H222V118H221ZM259 120H261L260 118H259ZM182 121V120H181ZM191 121V120H190ZM206 121V120H205ZM213 121V120H212ZM219 121V120H218ZM163 122V121H162ZM175 122V121H174ZM173 122V123H174ZM179 122V121H178ZM202 122V121H201ZM214 123L213 124H216V123H218V122H216L215 120L213 121ZM216 122V123H215ZM263 122V121H262ZM160 123V122H159ZM166 123H167V121H166ZM168 123H170V120H169V122ZM171 123H172V121H171ZM188 125H189V123H188V121L186 122ZM195 123V122H194ZM200 123V122H199ZM203 123V122H202ZM222 123H224V120H223V122ZM220 124V122H219V124H217V126H219V125H221L220 126V132H221V129H222V126H223V124ZM184 124V123H183ZM186 124V125H187ZM191 124H192V122H191ZM207 124V123H206ZM211 124V123H210ZM167 125V124H166ZM187 125V126H188ZM195 126H196V124H194ZM204 125V124H203ZM224 125H225V123H224ZM216 126V127H217ZM171 127V126H170ZM189 127V126H188ZM200 127H201V125H200ZM164 128H165V126H164ZM191 128V127H190ZM194 128H196V127H194ZM209 128V127H208ZM170 129V128H169ZM168 128H167V130H169ZM199 129V128H198ZM228 129V128H227ZM167 130H166V132H167ZM199 130H202V129H199ZM204 130V129H203ZM216 130V129H215ZM223 130V129H222ZM225 130V131H224ZM223 131L225 132V134H226V128L224 129ZM195 131V130H194ZM223 131H222V133H223ZM231 131V130H230ZM164 132H165V129H164ZM186 132V131H185ZM208 132V131H207ZM218 132V131H217ZM200 133V132H199ZM198 133V134H199ZM219 133V132H218ZM222 133H219V135H221ZM232 134H233V132H231ZM168 134H169V132H168ZM186 134V133H185ZM204 134L206 135V133L204 132ZM229 134V133H228ZM228 134H226V135H228ZM237 134V133H236ZM184 135V134H183ZM187 135V134H186ZM197 135V134H196ZM231 135V134H230ZM229 135V136H230ZM234 135V134H233ZM188 136V135H187ZM195 136V135H194ZM198 136V135H197ZM196 136V137H197ZM222 136V135H221ZM224 136V135H223ZM239 136V135H238ZM183 137V136H182ZM214 137V136H213ZM216 137V136H215ZM237 137V136H236ZM36 138V137H35ZM34 137H33V139H32V142H30V144H29V146L32 148V147H36L37 148V146H38V143H37V140L35 139ZM208 138V137H207ZM241 138H242V136H241ZM247 138V137H246ZM249 138V137H248ZM216 139V138H215ZM223 139V138H222ZM182 140H185V139H182ZM191 140V139H190ZM201 140V139H200ZM206 140V139H205ZM208 140H210L209 138H208ZM212 140V139H211ZM217 140V139H216ZM232 140H233V138H232ZM31 141V140H30ZM197 141V140H196ZM218 141V140H217ZM219 141H221V140H219ZM227 141V140H226ZM237 141V140H236ZM239 141H240V139H239ZM246 141V143H247V140H245ZM248 141H250L249 139H248ZM73 142V141H72ZM195 142V141H194ZM209 142H211V141H209ZM225 142V141H224ZM254 142V141H253ZM181 143V142H180ZM183 143H185V142H183ZM206 143H208V141L206 142ZM205 143V144H206ZM227 143V142H226ZM228 143H229V138H228ZM236 143H238V142H236ZM186 144V143H185ZM208 144H210V143H208ZM216 144V143H215ZM230 144H232V142L230 143ZM240 144L241 145H243L241 142H240ZM248 144V143H247ZM188 145V144H187ZM197 145V144H196ZM221 145V144H220ZM216 146V145H215ZM231 146V145H230ZM236 146L237 145H235L234 147L236 148ZM264 146V145H263ZM186 147V146H185ZM208 147V146H207ZM213 147V146H212ZM220 147V146H219ZM229 147V146H228ZM232 147V146H231ZM239 147V146H238ZM242 147V146H241ZM261 147V146H260ZM195 148V147H194ZM200 148H201V146H200ZM235 148H233V152H237V151H239V150H235ZM243 149H244V147H242ZM248 148H250V147H248ZM257 148H259V147H257ZM22 149V148H21ZM34 149V148H33ZM39 149V148H38ZM37 149V151H40V150H38ZM216 149V148H215ZM255 149V147H253V150ZM191 150V149H190ZM197 150H199L200 151V149H198V147H197V149L195 150V151H197ZM206 150H208V149H206ZM205 150V152H207ZM211 150H213V149H211ZM210 150V151H211ZM217 150V149H216ZM247 150V149H246ZM246 150L244 151V152H246ZM249 150H251V149H249ZM249 150H247V151H249ZM251 151V152H253L254 153V151ZM263 150V149H262ZM20 151V150H19ZM26 151V150H25ZM29 151V150H28ZM32 151H34V150H32ZM36 151V150H35ZM214 151V150H213ZM226 151V150H225ZM227 151H229V150H227ZM231 151V150H230ZM241 151H242V149H241ZM264 151V150H263ZM24 152V151H23ZM27 152V151H26ZM25 152V153H26ZM204 152V151H203ZM221 152V151H220ZM251 152H249V153H251ZM257 152H258V150H257ZM33 153V152H32ZM37 153V152H36ZM39 153H41V152H39ZM56 153V152H55ZM57 153H60V151L59 152H57ZM66 153V152H65ZM199 153V152H198ZM201 153H202V151H201ZM200 153V154H201ZM211 153V152H210ZM209 153V154H210ZM214 153H216V152H214ZM248 153V152H247ZM64 154V153H63ZM203 154V153H202ZM208 154V153H207ZM209 154H208V156H209ZM218 154H220L219 152H218ZM226 155H227V153H225ZM228 154H231L230 152L228 153ZM239 154V153H238ZM255 154V153H254ZM42 155V154H41ZM48 155V154H47ZM196 155V154H195ZM194 155V156H195ZM205 155L206 154H204V157H203V160H204V158H205ZM241 155V154H240ZM239 155V156H240ZM242 155H244V154H242ZM246 156H248V154H245ZM253 155V154H252ZM257 155V154H256ZM20 156V155H19ZM36 156H38V155H36ZM197 156V155H196ZM195 156V157H196ZM215 156V155H214ZM230 156V155H229ZM232 156V158H233V156H235V155H231ZM238 156V155H237ZM239 156H238V158H239ZM260 156V155H259ZM258 156V157H259ZM26 157H28V156H26ZM42 157H44V156H42ZM198 157H200V156H198ZM222 157H224L223 155L220 157V158H222ZM251 157V156H250ZM253 157H255V156H253ZM257 157V156H256ZM33 158H34V154H33ZM49 158V157H48ZM94 158V157H93ZM207 158V157H206ZM212 158V157H211ZM215 158V157H214ZM217 158V157H216ZM215 158V159H216ZM240 158H243V156L242 157H240ZM262 158V160L264 159V157H261ZM37 159V158H36ZM49 159V160H50ZM92 159V158H91ZM90 159V160H91ZM208 159V158H207ZM206 159V160H207ZM224 159V161H225V157L223 158ZM227 159V158H226ZM243 159H246L245 157L243 158ZM206 160L204 161V162H206ZM217 160V159H216ZM234 160V159H233ZM247 160H252V159H249V158H247ZM253 160L255 161V158H253ZM257 160H258V158H257ZM256 160V161H257ZM261 160V161H262ZM51 161H48V164L51 162ZM207 161H209V160H207ZM215 161V160H214ZM224 161H219V162H224ZM235 161V160H234ZM236 161H237V159H236ZM260 161V160H259ZM98 162V161H97ZM97 162H95L94 163V165H96V166H98L96 163ZM196 162H199V160H197ZM203 162V161H202ZM216 163H217V161H215ZM218 162V163H219ZM225 162H229L228 160H226ZM224 162V164H226ZM244 162H245V160H244ZM253 162V161H252ZM258 162V161H257ZM263 162H264V160H263ZM89 163V162H88ZM100 163V164H101ZM201 163V162H200ZM210 163V162H209ZM241 163H243V162H241ZM255 163V162H254ZM91 164H92V160H91ZM91 164H89V166L91 165ZM232 164H233V162H232ZM237 164V163H236ZM250 164V163H249ZM259 164H260V162H259ZM203 165V164H202ZM211 165V164H210ZM220 165V164H219ZM235 165V164H234ZM234 165H232V166H234ZM238 165V164H237ZM252 164H250V166H251ZM92 166V165H91ZM199 166V165H198ZM198 166H197V168H198ZM206 167H207V164L205 165ZM215 166H217V165H215ZM221 166H222V164H221ZM220 166V167H221ZM229 166V165H228ZM227 166V167H228ZM231 166V165H230ZM240 166H242V165H240ZM240 166H238V167H240ZM244 166V165H243ZM246 166H248V165H246ZM245 166V167H246ZM253 166V165H252ZM256 166V165H255ZM257 166H259V165H257ZM261 166H263L264 167V165H261ZM208 167H209V169H211L210 168V166H209V164H208ZM193 168V169H192ZM199 168H201V167H199ZM204 168V167H203ZM244 168V167H243ZM243 168H238V169H243ZM248 169H249V166L247 167ZM251 168V167H250ZM50 169H52V167H50ZM59 170H61L60 168H58ZM66 169H64L65 171H66ZM92 169V168H91ZM95 169H97V167L95 168ZM213 169H216V171L218 172H220L221 170H217V168H213ZM212 169V170H213ZM220 169V168H219ZM227 169V168H226ZM229 170H230V168H228ZM227 169V170H228ZM234 169V168H233ZM246 168H244L243 170L244 171H246L245 170ZM258 169V168H257ZM90 170V169H89ZM93 170V169H92ZM204 170H206L205 168H204ZM235 170H236V168H235ZM250 170H252V169H250ZM258 170H260V169H258ZM263 170V169H262ZM53 171V170H52ZM62 171V170H61ZM64 171V172H65ZM195 171H198V169H196ZM214 171V170H213ZM223 171V170H222ZM231 171H232V169H231ZM231 171H230V173H231ZM239 171V170H238ZM238 171H236V173H239ZM241 171V170H240ZM51 172V171H50ZM100 172V171H99ZM102 172V171H101ZM199 172V171H198ZM207 172V171H206ZM210 172V171H209ZM242 172V171H241ZM250 172H252V171H250ZM254 172H256V171H254ZM261 172V171H260ZM54 173V172H53ZM56 173H58V172H56ZM66 174H67V172H65ZM95 173H97V172H95ZM202 173L203 172H201V175H202ZM227 173V172H226ZM225 173V174H226ZM235 172H234V174H236ZM248 172H246V174L245 175H247V177H248V174H247ZM94 174V173H93ZM205 174V173H204ZM207 174V173H206ZM205 174V175H206ZM224 174V175H225ZM228 174V173H227ZM227 174H226V176H227ZM232 174V173H231ZM250 174V173H249ZM251 174H253V172L251 173ZM255 174V173H254ZM259 174H261V173H259ZM259 174H257V175H259ZM68 175V174H67ZM223 175V176H224ZM244 175V177H246ZM263 176H264V174H262ZM93 176V175H92ZM197 176V175H196ZM195 176V177H196ZM199 176H200V173H199ZM206 176H208L209 177V175H206ZM230 176V175H229ZM234 176V175H233ZM238 175H236V177H237ZM239 176H242V175H239ZM93 177H95V175L93 176ZM207 177V178H208ZM211 177H214V176H210V179H211ZM235 177V176H234ZM233 177V178H234ZM197 178H198V176H197ZM200 178V177H199ZM240 178V177H239ZM253 178H255V177H253ZM252 178V179H253ZM261 178V177H260ZM93 179V178H92ZM193 179V180H192ZM216 179V178H215ZM215 179L214 180H212V181H215ZM220 179V178H219ZM223 179V178H222ZM229 179V178H228ZM242 179V178H241ZM258 179V178H257ZM197 180H199V179H197ZM207 180V179H206ZM209 180V179H208ZM207 180V181H208ZM210 180V181H211ZM226 180V179H225ZM232 180V179H231ZM230 180V181H231ZM236 180V179H235ZM249 180H250V178H249ZM260 180H262V178L260 179ZM95 181V182H94ZM93 181V183L91 182V184L93 185L94 183H95V185H96V180H94ZM196 181V180H195ZM200 181V180H199ZM203 181V180H202ZM210 181H208V182H210ZM241 181H243V182H245V180H241ZM253 181V180H252ZM198 182V181H197ZM196 182V183H197ZM218 182H220V180L218 181ZM223 182H224V180H222V182H221V184H223ZM234 182V181H233ZM236 182H238V181H236ZM247 182H250V181H247ZM257 182V181H256ZM101 183H103V184H101ZM196 183H194L193 184V186L195 185V187H196ZM206 183V182H205ZM215 183V182H214ZM225 183H227V182H225ZM242 183V182H241ZM255 183V182H254ZM261 182H259V184H260ZM140 184V185H139ZM186 184V185H185ZM199 184L201 185V182H199ZM203 184H204V182H203ZM216 184V183H215ZM218 184V183H217ZM221 184H220V186H221ZM231 183L229 182V184L228 185H230ZM235 184V183H234ZM234 184H232V186L234 185ZM248 185L250 184V183H247ZM252 184H253V182H252ZM182 185H183V187H182ZM208 185V184H207ZM211 185H213V184H211ZM226 186H228L227 184H225ZM236 185V184H235ZM245 185V184H244ZM251 185V184H250ZM139 186H141V188H139ZM186 186V187H185ZM199 185H197V187H198ZM205 186H206V184H205ZM218 186H219V184H218ZM238 186H239V182H238ZM255 186V185H254ZM95 187V186H94ZM109 187V186H108ZM196 187V188H197ZM213 187V186H212ZM221 187H224V186H221ZM228 187H230V186H228ZM234 187V186H233ZM242 187V186H241ZM201 188V187H200ZM220 188V187H219ZM235 188V187H234ZM233 188V189H234ZM236 188H238V187H236ZM88 189V191L89 190H91V189H89V188H87ZM100 189V190H101ZM230 189H232V187L231 188H229V190ZM103 190L104 191H106L104 188H103ZM209 190V189H208ZM235 190V189H234ZM263 190V189H262ZM94 191H95V189H94ZM112 191V190H111ZM196 191V190H195ZM201 191V190H200ZM199 191V192H200ZM213 191L214 190H212V192H211V194L213 193ZM222 191V190H221ZM224 191H228V190H224ZM83 193H84V191H82ZM82 192H79V194L80 193H82ZM85 192H87V191H85ZM90 192V191H89ZM140 192V191H139ZM233 191H231L230 193H232ZM259 192H261V191H259ZM93 193V192H92ZM104 193V192H103ZM137 193V192H136ZM143 193V192H142ZM214 193H216V191L214 192ZM219 193V191L217 192V194ZM224 193V192H223ZM236 193H239V192H236ZM244 194H245V192H243ZM85 194V193H84ZM94 194V193H93ZM97 194H99V193H96L95 195H97ZM111 194V193H110ZM114 194H116V196H118L117 194L118 193H114ZM143 194V195H144ZM220 194V193H219ZM234 194V193H233ZM257 194V193H256ZM259 194V193H258ZM263 194V192L261 193V195ZM77 195V194H76ZM76 195H74V197L76 196ZM81 195V194H80ZM107 195V194H106ZM113 195V194H112ZM199 195V194H198ZM197 195V196H198ZM229 195H231V194H229ZM237 195V194H236ZM71 196V195H70ZM79 196V195H78ZM88 196H91V195H89L88 194ZM124 196H126V195H124ZM130 196V195H129ZM136 196H137V194H136ZM139 196H140V193H139ZM165 196H167V197H169L170 198V201H171V203L173 204V208H172V211H171V214H168V215H170L171 217L169 218V219H166V220H164V216L166 215V213H164L163 215L164 216H162V218H163V220L164 221H162L161 220V217H160V215H159V217L158 216H156L157 214H155V211H157V206L165 199ZM200 196V195H199ZM238 196H240V194L238 195ZM244 196H246V194L244 195ZM243 195H242V197H244ZM248 196V195H247ZM252 196H254V194L252 195ZM258 197H259V195H257ZM72 197H73V195H72ZM80 197V196H79ZM87 196H85V198H86ZM98 199H99V196L97 195L96 196ZM128 197V196H127ZM147 197H148V195H147ZM164 197V199H162ZM177 197V198H176ZM203 197V196H202ZM205 197H206V195H205ZM210 197V196H209ZM218 197H219V195H218ZM222 197V196H221ZM223 197H225V196H223ZM233 197H234V195H233ZM255 197V196H254ZM253 197V198H254ZM262 196H260V198H261ZM78 198V197H77ZM82 198H83V196H82ZM82 198H81V200H82ZM106 198V197H105ZM118 198V197H117ZM137 198H138V196H137ZM144 198H145V196H144ZM200 199H201V197H199ZM198 198V199H199ZM211 198V197H210ZM225 198H227V199H229L228 197H225ZM240 198V197H239ZM252 198V197H251ZM253 198H252V200H253ZM87 199V198H86ZM97 199V200H98ZM108 200H110V201H112V199H109V198H107ZM107 199H103V200H107ZM120 199V198H119ZM125 199V198H124ZM128 199V198H127ZM167 199V198H166ZM177 199V200H176ZM197 199V198H196ZM214 199H215V197H214ZM231 199V198H230ZM238 199V198H237ZM241 199V198H240ZM246 199H248V197H246ZM255 199H257V198H255ZM74 200H75V198H74ZM81 200H79L78 202H80ZM85 200V199H84ZM90 200H92V199H90ZM96 200V201H97ZM100 200H101V198H100ZM108 200H107V202H108ZM147 200H149L148 198H147ZM203 200V199H202ZM202 200H198V202L197 203H200L199 201H202ZM212 200V199H211ZM218 200H224V199H219L218 198ZM226 200V199H225ZM243 200V199H242ZM250 200V199H249ZM257 200H259V198L257 199ZM264 200V199H263ZM70 201V200H69ZM87 201V200H86ZM93 201V200H92ZM99 201V200H98ZM120 201H122V200H120ZM136 201H138V200H136ZM197 201V200H196ZM209 201V200H208ZM207 201V202H208ZM213 201V200H212ZM244 201V200H243ZM241 202L242 204L244 203V202ZM248 201V200H247ZM251 201V200H250ZM75 202V201H74ZM77 202V203H78ZM113 202V201H112ZM115 202V201H114ZM116 202H118V200L116 201ZM127 202V201H126ZM125 202V203H126ZM214 202V201H213ZM226 202H227V200H226ZM232 202V201H231ZM230 202V203H231ZM233 202H235V201H233ZM76 202H75V204H77ZM96 203V202H95ZM94 203V204H95ZM122 203V202H121ZM124 203V204H125ZM128 203V202H127ZM130 203H128V204H130ZM194 203V204H193ZM208 203H210V202H208ZM219 203H220V201H219ZM236 203H238V205H240V207H243V208H245L246 209V207H244V206H241L242 204H240L239 202H236ZM247 203V204H246ZM246 203H244V204H246V206L248 205V202H246ZM253 203V202H252ZM252 203H249V204H251V206H252ZM258 203V202H257ZM256 202H254V204H257ZM89 204V203H88ZM98 204V203H97ZM124 204H122V205H124ZM133 204V205H132ZM165 204H167V203H165ZM201 204V203H200ZM213 205H214V203H212ZM223 204V203H222ZM224 204H226L225 203V201H224ZM259 204V203H258ZM85 205V204H84ZM100 205V204H99ZM103 205V203L101 204V206ZM114 205H116V203L114 204ZM164 205V204H163ZM203 205V204H202ZM205 205V204H204ZM217 205V204H216ZM228 205V204H227ZM237 205V204H236ZM91 206H92V204H91ZM161 206V205H160ZM159 206V207H160ZM165 206H168V205H165ZM195 206H197L196 204H195ZM199 206V205H198ZM209 206H212L211 205V203L209 204ZM218 206V205H217ZM220 206V205H219ZM221 206H223V205H221ZM220 206V207H221ZM230 206V205H229ZM233 206V205H232ZM250 206V207H251ZM261 206V205H260ZM259 206V207H260ZM262 206H264V205H262ZM88 206H86V207H84V209L85 208H87ZM108 207V206H107ZM116 207V206H115ZM168 207H170V206H168ZM202 207V206H201ZM228 207V206H227ZM227 207H226V209H227ZM248 207L249 206H247V209H248ZM257 207V206H256ZM99 208H101V207H99ZM211 208V207H210ZM214 208H215V206H214ZM233 208V207H232ZM236 207H234V209H235ZM238 208V207H237ZM252 208V207H251ZM254 208V207H253ZM262 208V207H261ZM90 209V208H89ZM89 209H88V211H89ZM93 209L94 208H91V211H93ZM106 209V208H105ZM218 209V208H217ZM222 209H225V206L222 208ZM221 209V210H222ZM225 209V210H226ZM229 209V208H228ZM227 209V211H229ZM246 209V210H247ZM260 209V208H259ZM263 209V208H262ZM82 210V209H81ZM96 210V209H95ZM94 210V211H95ZM107 210V209H106ZM113 210V209H112ZM123 210V211H124ZM212 210V209H211ZM220 210V209H219ZM220 210V211H221ZM232 210V209H231ZM238 210V209H237ZM239 210H240V208H239ZM249 210V209H248ZM247 210V211H248ZM252 210H254V209H252ZM75 211V210H74ZM80 211V210H79ZM93 211V212H94ZM102 211H103V209H102ZM114 211H115V209H114ZM164 211V210H163ZM233 211V210H232ZM231 211V212H232ZM242 211H244V209L242 210ZM260 211V210H259ZM56 212V211H55ZM87 212V211H86ZM85 212V213H86ZM110 212V211H109ZM117 212V211H116ZM165 212V211H164ZM209 212V211H208ZM216 212H218V211H216ZM226 212V211H225ZM257 212V211H256ZM256 212H252V214L253 213H256ZM88 213V212H87ZM86 213V214H87ZM92 213V212H91ZM95 213V212H94ZM93 213V214H94ZM105 213V212H104ZM103 213V214H104ZM113 213V212H112ZM115 213V212H114ZM139 213V214H140ZM170 213V212H169ZM260 213H261V211H260ZM263 213V212H262ZM81 214V213H80ZM92 214V215H93ZM96 214V213H95ZM106 214H107V211H106ZM111 214V213H110ZM109 214V215H110ZM211 214H213V213H211ZM210 214V215H211ZM245 214H250V213H245ZM83 215V214H82ZM85 215V214H84ZM125 215H123V216H125ZM254 215V214H253ZM257 215V214H256ZM94 216V215H93ZM97 216V215H96ZM107 215H105V217H106ZM246 216L247 215H245V218H246ZM263 216H264V214H263ZM103 217V216H102ZM127 217V216H126ZM135 217V216H134ZM133 217V218H134ZM231 217V216H230ZM244 217V216H243ZM260 217H261V215H260ZM88 218H91V216L90 217H88ZM96 218V217H95ZM132 218V219H133ZM136 218V217H135ZM134 218V219H135ZM160 218V219H159ZM200 218H197V219H200ZM229 218V217H228ZM94 219V218H93ZM99 219V218H98ZM104 218H102V219H100V220H103ZM126 219V218H125ZM196 219V220H197ZM225 219V218H224ZM224 219H220L221 221L222 220H224ZM230 219L231 218H229V221H230ZM238 219V218H237ZM259 220H261L262 218H258ZM136 220V219H135ZM137 220H139V219H137ZM209 220V219H208ZM208 220H206V221H204V223H206ZM210 220H212V219H210ZM209 220V222H211L212 223V221H210ZM219 219H217V221H220ZM226 220V219H225ZM255 220H257V218L255 219ZM255 220H253L254 221V223L256 222ZM98 221V220H97ZM216 221V220H215ZM227 221V220H226ZM262 221H263V219H262ZM85 222H87V221H85ZM95 222V221H94ZM94 222H93V225H95L94 224ZM135 223H136V221H134ZM139 222L141 223L142 221H140L139 220ZM202 222V221H201ZM208 222V223H209ZM228 222V221H227ZM249 222H252V221H249ZM259 222V221H258ZM257 222V223H258ZM95 223H97V222H95ZM133 223V222H132ZM203 223V224H204ZM207 223V224H208ZM214 223V222H213ZM221 223V222H220ZM222 223H224V221L222 222ZM221 223V224H222ZM229 223V222H228ZM232 223L233 222H231V225H232ZM256 223V224H257ZM261 223V222H260ZM259 223V224H260ZM202 224V225H203ZM215 224V223H214ZM240 224H242V223H240ZM239 224V225H240ZM246 225V224H248L249 226H251V228H252V224H249V223H243L242 225ZM92 225V224H91ZM91 225H89V226H91ZM92 225V226H93ZM215 225H217V224H215ZM214 225V226H215ZM226 225V224H225ZM224 225V226H225ZM236 225H237V223H236ZM86 226V225H85ZM96 226V225H95ZM200 226V225H199ZM208 226V225H207ZM218 226V225H217ZM220 226V225H219ZM218 226V228H222L223 226H221V227H219ZM229 226V225H228ZM227 225L225 226L226 227V229H227V227H228ZM247 226V225H246ZM97 227V226H96ZM203 227V226H202ZM206 227V226H205ZM225 227H223V228H225ZM244 227V226H243ZM248 227V226H247ZM200 228H201V226H200ZM230 228H233L231 231H233L234 230V225H232V227H230ZM229 228V229H230ZM237 228V227H236ZM235 228V229H236ZM240 228H242V227H240ZM255 228V227H254ZM254 228H252L253 229V231L254 230H257V229H254ZM258 228H260L259 226H258ZM7 229V228H6ZM89 229V228H88ZM88 229H87V231H88ZM96 229V228H95ZM94 228H93V230H95ZM202 230H205V229H203V228H201ZM207 229V228H206ZM228 229V231H230ZM244 229H246L245 227H244ZM243 229V233H246V232H248L247 230H244ZM248 230H250L249 228H247ZM264 229V228H263ZM261 230V232L262 231H264V230ZM85 230H86V227H85ZM92 230V231H93ZM198 230V229H197ZM212 230H214V228H212ZM220 230V229H219ZM260 230V229H259ZM259 230H257L256 231V233L259 231ZM101 231V230H100ZM208 231H210V230H208ZM208 231H205L206 233L208 232ZM238 231H240V230H238ZM237 231V232H238ZM7 232V231H6ZM94 232V231H93ZM204 232V233H205ZM222 232V231H221ZM236 232V231H235ZM234 232V233H235ZM250 232V231H249ZM255 232V231H254ZM254 232H252V235H253V233ZM101 233V232H100ZM103 233V232H102ZM125 232H123V235H121V236H126L125 234H124ZM197 233H198V231H197ZM212 234V233H215L214 231L213 232H208V234ZM219 233V232H218ZM225 233V232H224ZM2 236L0 237V264H21V263H19V262H17L16 260H14L12 257H10L8 254H7V247H6V243H7V240H8V238L6 237L7 235H8V232H7V234L3 231L2 232ZM96 234V233H95ZM199 234V233H198ZM201 235H202V233H200ZM215 234H217V233H215ZM214 234V235H215ZM229 234V233H228ZM231 234V233H230ZM261 234V233H260ZM259 232H258V238L257 239H259L260 237H259ZM92 235H94V234H92ZM105 235H106V233H105ZM108 235H110V234H107L106 236L108 237ZM205 235H207V234H205ZM220 235H221V233H220ZM244 235V234H243ZM58 236V235H57ZM106 236H104V237H106ZM200 236V235H199ZM204 236V235H203ZM210 235H208L207 237H209ZM232 236V235H231ZM236 236V235H235ZM234 236V237H235ZM238 236H240V235H238ZM256 236V235H255ZM59 237V236H58ZM110 237V236H109ZM115 237V236H114ZM113 237V238H114ZM206 236H204V238H205ZM212 237H215V236H212ZM217 237H219V236H217ZM220 237H222V236H220ZM224 237H226V236H224ZM241 238H242V236H240ZM244 237V236H243ZM247 237V236H246ZM112 238V237H111ZM116 237L114 238V239H117ZM122 238V237H121ZM223 238V237H222ZM227 238V237H226ZM229 238V237H228ZM227 238V239H228ZM240 238V239H241ZM250 238H252L253 239V237H249V239ZM254 238H256V237H254ZM262 238V237H261ZM132 239V240H131ZM198 239V238H197ZM196 239V240H197ZM199 239H200V237H199ZM208 239V238H207ZM215 239L217 240V238L215 237ZM233 239V238H232ZM124 240V239H123ZM131 240V241H130ZM201 240H203V239H201ZM224 240V239H223ZM234 240V239H233ZM232 240V241H233ZM236 240H237V237H236ZM243 240V242H244V240L245 239H242ZM192 241H194V239L192 240ZM190 242V243H194V242ZM204 241V240H203ZM225 241V240H224ZM241 241V240H240ZM246 241V240H245ZM250 241V240H249ZM251 241H253V240H251ZM250 241V242H251ZM257 241V240H256ZM207 242V241H206ZM212 242V241H211ZM222 243H223V241H221ZM226 242V241H225ZM237 242V241H236ZM187 243V242H186ZM189 243V242H188ZM204 243H205V241H204ZM204 243H201V244H203V247L205 246L204 245ZM214 243V242H213ZM219 243V242H218ZM227 243V242H226ZM234 243V242H233ZM241 243H242V241H241ZM196 244H197V241H196ZM208 244H210L209 242H208ZM208 244H207V247H210V246H208ZM217 244V243H216ZM228 244V243H227ZM232 244V243H231ZM238 244V243H237ZM103 245H105V247H106V245H108V246H111V247H115V249L116 250H113V251H115V252H112L111 254H112V256H114V260H107V261H103V260H101L102 259V257H101V262H98V261H96L97 260V258L96 259H94L95 258V256H97V254H100L99 252H102V251H104L103 249H102V246ZM189 245V244H188ZM197 245H199L200 246V244H199V242H198V244ZM222 245V244H221ZM247 245V244H246ZM168 246H169V248L170 247H172L173 249H177V250H179V251H181L180 253L183 255L182 257L180 256H178L179 254H178V252H177V254H175V253H169L170 255H167L165 252H164V254H166L167 255V257L166 258H161L160 259V257L158 258V254L160 253V252H162L165 248H168ZM175 246H176V248H175ZM191 246V245H190ZM212 246H215V243H214V245L212 244ZM241 246V245H240ZM239 246V247H240ZM105 247L103 246V248L105 249ZM110 247V248H111ZM187 247V246H186ZM201 247V246H200ZM200 247H198L199 249H200ZM206 247V246H205ZM219 248H220V246H218ZM222 247H224V245H222ZM227 247V246H226ZM242 247V246H241ZM172 248H170L171 249V251H172ZM195 248V247H194ZM218 248V249H219ZM234 248V247H233ZM254 248H255V245H254ZM189 249V248H188ZM222 249V248H221ZM238 249V248H237ZM243 249V248H242ZM246 249H248L247 247H246ZM110 249H108V251H109ZM194 250V249H193ZM193 250H190V251H193ZM205 250V249H204ZM233 250V249H232ZM250 250V249H249ZM166 251V250H165ZM168 251H170V250H168ZM200 251H202L203 252V250H199V252ZM219 251V253H221V252H223L224 253V251L223 250H218ZM218 251H216V254H217V252ZM236 250H235V248H234V251H232V253L233 252H235ZM238 251V250H237ZM247 251V250H246ZM251 251V250H250ZM110 252L111 251H109V254H110ZM116 252H118V256L116 255L117 253ZM175 252V251H174ZM201 252V254L202 255H204L205 254V252L206 253H208L207 251H205L204 252V254ZM212 252V251H211ZM210 252V253H211ZM229 252H230V250H229ZM241 252V251H240ZM239 252V253H240ZM249 252V251H248ZM253 252H254V250H253ZM104 253V252H103ZM116 253V254H115ZM209 253V254H210ZM212 253H214V252H212ZM228 253V252H227ZM236 254H238L237 252H235ZM251 253V252H250ZM106 254V253H105ZM115 254V255H114ZM125 254H128L129 256L128 257H130V259H128L127 260V258H123V256H125ZM163 254V255H164ZM193 256H195L196 255V257H198V255L197 254H195V250H194V252H193ZM215 254V255H216ZM224 254H226V252L224 253ZM246 254V256L248 257V255H247V253H245ZM252 254V253H251ZM166 255H164V256H166ZM207 255V254H206ZM214 255V254H213ZM229 256V258H230V254H228ZM100 256V255H99ZM107 256V255H106ZM105 256V257H106ZM109 256H111V255H108L107 257L109 258ZM127 256V255H126ZM208 256V255H207ZM217 256V255H216ZM222 256H223V254H222ZM222 256H221V258H222ZM235 256V255H234ZM239 256V255H238ZM201 257V256H200ZM204 257V256H203ZM206 257V256H205ZM254 256H252V258H253ZM111 258V257H110ZM208 258V257H207ZM211 258H216V257H211ZM232 258V257H231ZM236 258V257H235ZM19 259V258H18ZM115 259H117V260H120L118 263H117V261H115ZM160 259V260H159ZM190 259V258H189ZM195 259V258H194ZM217 259V258H216ZM220 259V258H219ZM226 259H227V257H226ZM225 259V261H227ZM89 260V261H88ZM106 260V259H105ZM191 260V259H190ZM202 261V259H199L198 260V262L199 261ZM203 260H207V259H205V258H203ZM213 260V259H212ZM211 260V261H212ZM215 260V259H214ZM221 260V259H220ZM233 260V259H232ZM238 260V259H237ZM240 260V259H239ZM238 260V261H239ZM19 261H21V260H19ZM196 261V260H195ZM210 260L208 261V262H211ZM222 261H223V258H222ZM206 262V261H205ZM234 262H236V263H239V262H237L236 260L234 261ZM241 262H243V261H241ZM251 262V261H250ZM196 263V262H195ZM212 263V262H211ZM224 263V262H223ZM23 264V263H22ZM198 264H201V263H198ZM202 264H204V263H202ZM206 264V263H205ZM208 264V263H207ZM212 264H214V262L212 263ZM217 264H220V262L219 263H217ZM230 264V263H229Z\"/></svg>","mask_w":264,"mask_h":264}]
</instances>
